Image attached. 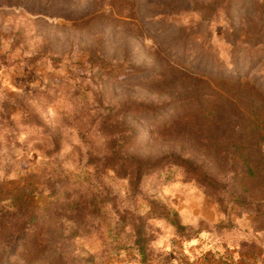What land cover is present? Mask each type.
<instances>
[{
    "label": "rangeland",
    "instance_id": "374dc122",
    "mask_svg": "<svg viewBox=\"0 0 264 264\" xmlns=\"http://www.w3.org/2000/svg\"><path fill=\"white\" fill-rule=\"evenodd\" d=\"M138 100L168 105L116 115ZM105 118L137 127L132 153L189 158L246 204L221 211L180 172L131 191L102 162ZM152 197L196 235L147 219L145 264H264V0H0V201L41 220L0 231V264H143L119 216Z\"/></svg>",
    "mask_w": 264,
    "mask_h": 264
},
{
    "label": "trees",
    "instance_id": "16d2710c",
    "mask_svg": "<svg viewBox=\"0 0 264 264\" xmlns=\"http://www.w3.org/2000/svg\"><path fill=\"white\" fill-rule=\"evenodd\" d=\"M199 5L206 13L212 12L211 8L213 6ZM190 101L193 100H182L180 104ZM167 105H151L143 100H138L119 109L116 115L123 114L131 115L132 117L147 116L156 110L167 107ZM98 131L101 137L107 138L108 143L109 153L103 158V164L111 168L117 177L126 178L131 191L137 192L144 176L151 175L157 183L164 184L175 180L176 172H180L182 174V181L194 180L209 195H213L214 201L221 211L226 208L225 200L238 206L246 204L240 196L233 195L230 192L225 195L224 187L226 185L206 175L197 166L193 165L189 158H183L178 154H167L153 160H148L132 153L130 149L136 146V138L140 136L137 127L134 125L117 123L115 121L109 122V118H105V121L99 125ZM250 173V170L247 168L244 175ZM152 218L164 219L183 239H190L196 235L193 229L186 227L180 222L179 215L175 210L169 208L157 198L152 197L147 199L143 214H125L122 212L119 216V225L122 229L128 226V236L131 238L139 260L143 264L149 261L147 249L148 237L145 234V224L147 219ZM0 221H2L1 223H5L0 226V231L4 229L6 232L4 231L3 236H7L9 239L14 235L16 236L15 238L33 236L37 232L41 222L32 209L23 207L19 203H4L2 201H0Z\"/></svg>",
    "mask_w": 264,
    "mask_h": 264
}]
</instances>
